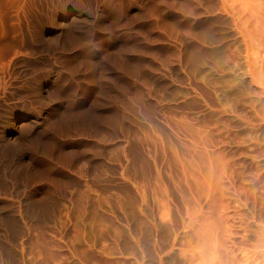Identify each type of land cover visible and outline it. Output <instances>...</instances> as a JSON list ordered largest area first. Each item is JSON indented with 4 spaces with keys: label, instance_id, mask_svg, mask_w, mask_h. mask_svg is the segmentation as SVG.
Here are the masks:
<instances>
[{
    "label": "bare ground",
    "instance_id": "bare-ground-1",
    "mask_svg": "<svg viewBox=\"0 0 264 264\" xmlns=\"http://www.w3.org/2000/svg\"><path fill=\"white\" fill-rule=\"evenodd\" d=\"M102 2V18L141 6L156 13L155 55L183 80L181 97L196 110L154 103L144 94L142 81L164 79L163 62L159 74L138 66L129 78L112 73L133 92L131 117L115 105L101 134L97 127L96 135L76 133L85 136L61 143L55 155L34 151L31 166L3 162L0 264H264V0ZM47 9L45 0H0L2 105L21 93L18 64L27 60L28 34L35 33L29 28L40 26ZM124 20L109 23L100 42L136 31ZM166 22L175 33L164 31ZM97 28L102 33L106 27L101 22ZM118 46L142 52L135 40ZM74 123L84 128L77 127L80 119ZM50 135L58 140V133Z\"/></svg>",
    "mask_w": 264,
    "mask_h": 264
},
{
    "label": "rangeland",
    "instance_id": "rangeland-1",
    "mask_svg": "<svg viewBox=\"0 0 264 264\" xmlns=\"http://www.w3.org/2000/svg\"><path fill=\"white\" fill-rule=\"evenodd\" d=\"M47 1H50V0H45L46 8H48V9H47V12H45L46 16H44V20H43L44 22L42 21L40 26L38 25V28L35 27V29H32V26L29 28V30L31 31L29 33L35 32L32 35L28 34L29 35L28 36L29 37V39H28L29 43L27 42L28 49H27V47H25V51H24L25 52L24 57L29 61L23 60L22 64L21 63L18 64V66H19L18 71L20 72L19 75L21 77L20 81L22 79L24 80V82H22L24 85L23 84H22L23 86L21 85L22 86V87H20L21 91H19L21 93L15 92L13 90L15 92V94H13L14 96L12 95V97H10L8 99V101L10 99L13 101H11V100H10L11 102L10 101L9 102L4 101L3 105H2V103H0V107H1L0 109L1 110L6 109L5 111L0 110V135H1L0 136V160L3 159L2 161H0V171H1V168L3 166V162L6 163L9 160L14 161L17 159L18 161L16 160V161H14V163L15 162L19 163V164H21V166L25 163L24 164L25 166H31L32 157H30V156L35 154L34 151L35 152L37 151L36 153H40V152L45 153V152H49V150H50V152H53L52 155H55V152L57 151L58 146L61 143H63V142L79 143L82 140V136H85V135L81 136L80 134L78 135L76 133H79V132L82 133L83 131H85V132H83L84 134H86V135L90 134L91 135L92 132H94L93 129L95 130V128L97 127L98 130L96 129L97 132L95 130V133L99 134V132H100V134H101L102 128L106 127V128H104V130H105V129H107V127H109V124H107V123L110 120L109 118L111 116H114V114H115V111H113L115 109V105H116V108L121 107L122 109H120V108L119 109L123 110L124 113L126 114V116L128 115L129 117H131V115L134 112V109H132V105L136 104V101L132 99L133 98V95H132L133 92L128 87L122 86L119 84L118 81L114 80L113 75L114 74H119V75L122 74L121 76L124 77L126 74L127 78H129L130 73L134 72L133 68L134 67L136 68L137 66L138 67L136 69L140 70L141 72L142 71L146 72L145 69H147L148 71L146 73H150L151 71H156V72L160 71L161 69L159 70L158 67H160V66L158 65V63H160V64L162 62L164 63V64H162L163 67L161 66L162 69L164 68V71H165L162 73V75L164 74L163 75L164 79H160V81L157 84L156 83L152 84L150 82L146 83V81H142L143 83L145 82L142 85L144 87H146V89L143 87L142 91L144 92V94L146 93L148 99L150 98L151 101L154 100L153 101L154 103L156 102V103L163 104V105L167 104L169 106H172L173 104H176L177 102H178V104L182 103L183 104L182 105L183 111H187V110L190 111V109H191V111L196 110L195 106L192 102H190L186 99H183L181 97L182 96V89L181 88H182V85L184 84L183 80L180 78L179 75H177V74H176L177 76L174 75L175 74V73H173L174 71L168 69L167 64L164 61L160 62V60H158V58L155 55V50H156L157 44H155L154 36H152V35H154L155 31L153 32V30H151V29H156L158 27H157V24L152 22V20H154L153 18L156 16V13L154 11L149 10L148 8L146 9L145 8L146 6H141L140 8H130L129 10H127L125 12L124 11L123 12L122 11L116 12L117 14L115 12L109 13L107 15L104 14L106 17L102 18L101 17V15L103 14L101 12L102 11L101 9L103 7L102 0H96L99 2H96L95 0H93L94 3H91V2H93L92 0L91 1L90 0L89 1L88 0H57V1L52 0L51 2H47ZM100 2H102V3H100ZM98 3L102 4V5H99ZM148 3L149 2H147V7L149 6ZM51 4H53L54 6ZM91 4H93V7ZM87 5H89L91 8ZM96 5H98L99 8ZM83 6H85V7H83ZM94 7H96V8H94ZM51 9L52 10L54 9V10L51 11ZM91 9L94 10V13H93L94 16L92 14ZM145 12H148V13L150 12V14H147ZM53 13L55 15H52ZM114 13H115V17H117L116 15H118V13H120L119 14L120 16H118L120 18V20H118V17L115 20ZM47 14H48V16H47ZM145 15L152 16V17H149V19L151 21H148L149 19L146 20ZM124 19H126L128 21L127 23L130 22L129 23V24H131L130 26L133 25L134 29H136V31L134 30V32H132V34L126 35L125 38H122L123 40L122 39L115 40V39L109 38L108 41H107V39L106 40L104 39L103 42H100L101 36L105 37V38L108 37V35H106V34H108L107 32L109 31V28L112 27V25L109 23H116V21L119 23L122 21V23H123ZM126 20H124V21L126 22ZM146 21H148V22H146ZM101 22H103V24L106 27L105 30L103 31L104 33L101 31L103 34L100 33V31H98V28H97V25ZM134 22H137V23H134ZM106 23L109 24L110 26L106 25ZM94 27H96V29ZM164 27H166V28H164V31L167 34L175 33V31H174L175 28L172 26L171 23L166 22ZM169 28H171V29H169ZM85 29H87V30L84 31ZM90 29H91V31H90ZM84 32H86V34L87 33H89V34L85 35ZM97 32L99 33V35ZM150 32H151V35H150ZM32 36L34 38H32ZM30 38H32V40ZM91 39H92V41H91ZM33 40H34V42H33ZM128 40L129 41L135 40L136 46L141 45V48H142L141 51L142 52L137 53V54L136 53H134V54L130 53L132 48H129V49L127 48L126 50L125 49L120 50L119 46H118V45H120V42L121 41L128 42ZM39 42H41V43H39ZM91 42H93L94 44L96 43L95 46L97 48H94L95 46L93 43H92L93 45L90 44ZM151 42H153V44ZM42 43H44V44H42ZM24 44H26V43H24ZM37 44H39V45H37ZM97 44L98 45L100 44V46H98ZM144 44L146 47L144 46ZM148 46H149V48H148ZM98 47H100V48H98ZM31 48L34 51H32ZM135 49H138V47H135ZM31 51H32V53H31ZM55 53L58 55H56ZM29 54H31V55H29ZM25 55H27V56H25ZM57 56H59V58ZM35 61H36V63H35ZM24 62H25V64H24ZM52 62H53V68L51 66ZM55 62H56V64H55ZM38 66L40 67L39 70H38V68H39ZM118 67H121V68H118ZM141 68H142V70H141ZM156 68H157V70H155ZM30 69H32V70H30ZM34 70L36 71V73ZM117 70H118V72H117ZM26 72H27V74H26ZM156 72H155V75H157ZM43 73H45V74H43ZM112 73H114V74H112ZM24 74H25V77H28V78H25ZM31 74H33L34 76L36 74V76L35 77L31 76ZM39 74H41V76ZM158 74H159V72H158ZM160 74H161V72H160ZM49 76H50V78H49ZM26 79H28L27 82H26ZM56 79L58 81H56ZM52 80H54L55 82ZM170 80H171V82H170ZM39 81H41L43 83L42 84L43 90L41 91L42 97L39 98L40 100L38 99V95H39L38 86L41 85V82H39ZM173 81H174V83H173ZM28 83H31V84H29V87L27 86ZM32 83H35V84L37 83V84H36V86L33 84V86H32L33 88H32L31 87ZM167 83H171V84H167ZM173 84H175L176 86H172ZM25 85H26V87H25ZM47 85L49 86V88ZM56 85H59V87H57ZM178 85H180V86H178ZM60 86H61V88H60ZM149 86H150V88H149ZM165 87H166V89H165ZM46 88H47V90H46ZM27 89H29V90H27ZM22 90L25 93H27L26 96L24 95L25 94L24 92L22 94ZM51 90H53V91H51ZM174 90H175V92H174ZM30 92H34V93H31L32 94L31 95V94H29ZM18 94H19V98L21 100H19ZM20 94H21V96H20ZM148 94H149V96H148ZM28 95H30L31 98ZM162 95H163V97H162ZM23 100H25L24 103H22ZM32 101L35 102L36 105L35 104L33 105ZM15 103H18V104H15ZM25 103H28L29 106ZM30 103H32V106ZM41 104H42V106H40ZM22 105L25 107H29V108L27 109L25 107H22ZM44 105H45V107H44ZM139 106L137 108H139V110L141 111L143 109V107L142 106L139 107ZM30 107L32 109H34L35 107L36 108H35V110H32ZM40 107H41V109H40ZM193 107H194V109H193ZM37 108H39V109H37ZM8 109H11V110H8ZM7 110L9 111V113H7L8 112ZM38 112L40 115L38 114ZM141 113H142V111L140 112V114ZM12 119L16 120V124H15L16 127L13 126L12 124L8 123ZM74 119L75 120L76 119L81 120L82 124L80 126H77L80 128L82 126L84 127V128L82 127L83 129H80L81 131H78L75 128V125H74L75 120ZM88 122H89V124H88ZM7 124H8V126H7ZM31 124H33V125H31ZM102 124L104 127L102 126ZM23 125H25V126L23 127ZM85 126L87 127V129H85ZM88 128H90V130ZM51 129H53V130H51ZM88 130L91 133L87 132ZM76 131H78V132H76ZM39 132H41V133H39ZM8 133H10V135H11V137L9 139H7V137H6V135ZM42 133L44 136L42 135ZM52 133H53V135L54 134L57 135V133H58V140L55 142L50 140V138L48 139L50 134H51L50 137L52 136ZM63 133H65L66 137ZM95 133H93L92 135H94ZM45 134H47L48 136H46ZM74 135L77 137L75 138ZM60 137H62V138H60ZM43 139H45V140H43ZM67 140H69V141H67ZM44 145H45V147H44ZM3 148H4V150H3ZM53 149H54V151H53ZM4 151H5V153H3ZM23 151H25V154ZM15 153H16V155H15ZM19 153L21 155H19ZM5 154H7V155H5ZM9 158H11V159H9ZM4 160H6V161H4Z\"/></svg>",
    "mask_w": 264,
    "mask_h": 264
}]
</instances>
